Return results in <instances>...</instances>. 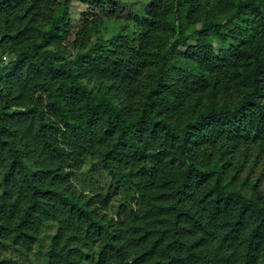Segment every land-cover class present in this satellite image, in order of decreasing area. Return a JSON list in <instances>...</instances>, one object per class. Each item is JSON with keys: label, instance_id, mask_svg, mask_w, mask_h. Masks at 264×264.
I'll list each match as a JSON object with an SVG mask.
<instances>
[{"label": "trees", "instance_id": "obj_1", "mask_svg": "<svg viewBox=\"0 0 264 264\" xmlns=\"http://www.w3.org/2000/svg\"><path fill=\"white\" fill-rule=\"evenodd\" d=\"M75 1L0 0V264H264V0Z\"/></svg>", "mask_w": 264, "mask_h": 264}, {"label": "rangeland", "instance_id": "obj_2", "mask_svg": "<svg viewBox=\"0 0 264 264\" xmlns=\"http://www.w3.org/2000/svg\"><path fill=\"white\" fill-rule=\"evenodd\" d=\"M89 8L91 10H94V12L102 9L103 11L106 10L107 6H114V15L111 19L107 21V28L105 31L102 32V37L105 39L109 38L112 34V31L120 26H124L130 16H133L134 13L143 14L145 12V9L147 7V3L144 0H90ZM93 4V5H92ZM104 4V5H102ZM107 4V6L105 5ZM112 4V5H110ZM102 5V6H101ZM83 7L80 6L77 3V0L74 2L73 6H71V10L74 14V16H78L80 14V11ZM77 21H74V24L77 25ZM11 56L4 55L1 59L3 62H8L10 60ZM94 179H98L100 181V184H103L107 181L106 177L103 174H95ZM264 188V186H263ZM42 234L43 243L45 244L47 241V236L49 233H51L50 227H48L46 230L43 231ZM33 264H43L42 259V253L37 252L35 258L32 260Z\"/></svg>", "mask_w": 264, "mask_h": 264}]
</instances>
